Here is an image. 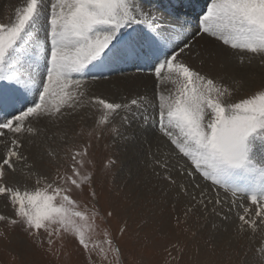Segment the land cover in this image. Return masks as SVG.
Instances as JSON below:
<instances>
[{"label": "rangeland", "instance_id": "374dc122", "mask_svg": "<svg viewBox=\"0 0 264 264\" xmlns=\"http://www.w3.org/2000/svg\"><path fill=\"white\" fill-rule=\"evenodd\" d=\"M17 1L12 7L9 3L1 6L0 23L14 22L18 10L26 5L23 0ZM153 2L155 1L152 0L151 3ZM42 3L47 15L49 0H42ZM138 3L142 8L146 4L145 0H138ZM183 4L182 1L179 3V9ZM210 4L211 0H206L203 5L208 8ZM198 19L196 17V21ZM43 22L45 20L42 16L34 29L31 43L35 44L43 39ZM129 28L121 29V34ZM139 32L141 36L144 35L142 31ZM194 37L197 36L194 34L192 39ZM189 39L192 40L188 38L187 41ZM183 44L179 46L182 47ZM37 48L31 49L33 57L38 54ZM190 50H194L193 47ZM194 52L197 53L195 50ZM248 59L246 62L256 66L259 72L250 78H238L240 71H228L231 83L220 86L228 90L224 96L228 103L239 102L264 91V55ZM133 63L126 70L88 69L83 75L73 74V79L81 80L79 89L84 91L75 108V113H81L79 119L72 120L66 107L62 106L55 119H46L24 132L19 140L21 166L13 163V168L10 169L2 164L11 145L6 137H17V134L14 136L5 130L6 135L0 137V167L5 172L0 185L6 181L7 186L22 193L46 190L51 194L56 187L70 189L66 194L75 201L73 210L81 211L87 216V220L73 217L75 227L65 229L55 223L48 225L47 229L37 231L20 221L7 194L0 195V215L8 217L7 221H0V264H264V218L256 216L257 205L251 203L248 195L238 193L234 196L230 190L225 191L213 184L201 171L195 170L191 159L184 157L174 144L172 149L178 158L175 170L185 168L184 174L193 177L192 182L201 184L202 181L201 185L228 198L234 204L229 210L222 208L220 214L193 211L195 205L201 204L200 200L185 197L174 188L166 191L168 187L165 182L173 185L171 176L157 175L158 171L154 174L148 168H137L140 162L138 157H134V152H137L135 145L140 141V136L135 126L151 130L158 140L166 141L165 139L170 138L165 135V127L159 117L160 95L153 92L155 108H152L155 110L151 108V115L149 110L146 111L144 100L141 103L144 109L137 108L135 114L130 115L132 112L129 108L115 111L104 109L98 100L118 103V99L104 95L96 85L97 81L108 80L118 74L136 75L131 73L139 72L131 67ZM88 68L96 67L89 65ZM25 71L31 72L36 80L41 76V80L44 64L39 67V71L28 68L26 64ZM151 73L154 76H141L157 81L159 86L162 76L157 77L155 71ZM0 83H4L0 98V121L11 120L20 115L21 110L26 111L27 107L33 106V101L38 102L34 93L24 94L15 87L8 86L6 82ZM121 92L119 90L115 94ZM144 114L146 115L143 116ZM34 119L26 120L23 127ZM166 123L165 120L163 124ZM154 139L155 136L152 137ZM74 170L79 172L78 176L74 175ZM72 179L77 180V185L71 184ZM55 203L58 206L62 203L59 196ZM241 215L246 220H254L255 227L244 224L239 219ZM12 220L18 222L12 224ZM76 228L84 233L87 249L79 242Z\"/></svg>", "mask_w": 264, "mask_h": 264}, {"label": "snow or ice", "instance_id": "6c2138e0", "mask_svg": "<svg viewBox=\"0 0 264 264\" xmlns=\"http://www.w3.org/2000/svg\"><path fill=\"white\" fill-rule=\"evenodd\" d=\"M49 5L45 15L42 0H27L14 22L0 23V82L38 97V102L33 101V106L21 110L20 115L0 121V137L6 135L5 130L14 136L19 134L29 118L59 113L74 97L70 89L81 84L73 74L83 75L89 65L98 68L113 57L138 55L135 41L121 46V29L145 22L152 26V17L138 0H49ZM42 16L44 37L33 44L34 29ZM200 26L204 33L233 49L264 54V0H211ZM159 38V34L153 37L156 41ZM37 47L39 53L33 59L31 49ZM164 55V62L155 67V75L160 77L167 69L168 73H176L178 84L175 95L160 97L159 117L165 134L173 137L172 143L191 159L195 170L234 196L248 195L257 205L256 216L264 218V91L228 103L224 99L226 88L177 62L178 53ZM40 59L44 72L37 82L31 72L25 71V65L39 71ZM3 87L0 83V98ZM98 103L109 111L127 107L103 99ZM131 104L136 105L137 100ZM20 147L19 140L13 138L2 164L13 168V158H22ZM74 175L79 172L74 170ZM4 177L0 167V180ZM71 184L77 185V180L72 179ZM69 191L56 187L51 194L46 190L22 193L7 186L6 181L0 185V195L7 194L20 221L37 231L55 223L65 229L75 227L73 217L87 220L83 212L73 210L75 201L66 194ZM58 196L62 200L59 206L55 203ZM239 219L255 227L254 220H246L244 215ZM7 220L0 215V221ZM76 231L87 249L84 233L79 228Z\"/></svg>", "mask_w": 264, "mask_h": 264}, {"label": "bare ground", "instance_id": "6f19581e", "mask_svg": "<svg viewBox=\"0 0 264 264\" xmlns=\"http://www.w3.org/2000/svg\"><path fill=\"white\" fill-rule=\"evenodd\" d=\"M16 1L17 0H0V11L2 8L1 6L3 4L9 3V5L12 7L16 3ZM151 1L152 0H145L146 4L145 6H143V11L149 13L150 16L152 17V26L150 27L147 22L140 24H132L130 25L131 26L130 28L128 26L129 29L126 30V32L122 34L121 32L119 33L121 46H123L126 43H131L132 41H135L136 52L138 53L140 51L141 52L140 56L139 54L131 55L128 56V58L126 59L114 57L106 61V63H104L102 66L98 68H88V69L102 70L103 68H105V71H107L109 68H115L117 70L122 68L123 70H126L128 67H130V63L133 62L131 58L134 57L141 58V56L144 57L142 61L146 59L145 66L148 67V63L153 62L154 59L153 54L149 50L150 44L154 42L160 47L163 53L165 52L171 54L178 53L177 62L184 63L193 70L200 72L201 75L213 79L214 83L218 87L222 85H228L229 83H231V81L228 79V71H230L231 69H237V71H240V73L238 74V78L240 77L250 78L251 76L259 72V69L256 68V66L250 65L248 64L249 62L246 61L249 60L248 58H250L251 56L256 57L264 54H255L246 50L233 49L231 48L230 45H224L223 41L219 39L215 40V38L212 39L208 36L209 34L207 33L203 34L204 32L201 31L200 21L203 19L204 13H202L201 16H199L200 12L197 11V8L200 7L199 6L200 2L203 0H161V1L154 0L155 2L153 3H151ZM181 1H185V6L184 8L182 7L181 9H179V3H181ZM23 2L27 3V0H23ZM203 9L204 12H206L207 8L205 7ZM197 16L199 18L198 23L196 21ZM194 24H197V26ZM139 30L142 31L144 37L141 36ZM158 34L160 35V38L158 41H156L153 39V37L157 36ZM194 34L197 37H194V39H192ZM188 38H191L192 40L189 39V41H187ZM186 42H188L187 43L188 47L185 48L184 45ZM181 43L182 44L184 43L182 46L184 48L183 52H180V48L182 47H180L179 45ZM192 47L195 51H197V53H195L194 50H190ZM36 52L39 53V48L36 49ZM37 55H34V57L36 58ZM163 56L165 55L163 54L162 57ZM34 57L33 59H35ZM234 61L238 63H235ZM43 64H44L43 60L40 59L39 67L42 66ZM164 71L162 72L161 75L162 77L160 76L161 78H160L159 86L157 85V81L141 76V75L143 76L149 75L151 77L150 74L153 73L151 72L139 73L141 71L131 72L136 75L132 74L125 76V74L127 73L118 74L115 77L110 78L108 80L97 81L96 85H98L99 89L102 92H104L103 93L104 95L110 98L115 97L114 99H118L117 101L118 103L122 105L124 104L127 105V107L125 108L130 109V111L132 112L130 113V115H134L137 108L139 109L142 107L141 103L143 102V100H144L143 104L147 106L146 111L149 110L150 112L152 106L155 105V103H153L154 100L153 95H155L157 92L159 93L160 97L162 95L165 97L170 95H175L176 89L178 87V84L176 83V73H168L167 69H165ZM40 77L41 76L37 77V81H40ZM79 87L78 88L74 87L70 89L73 92L74 97L72 100L68 101V103L64 105L67 109L66 112L69 114V117L72 118V120H76L77 118L79 119L81 115V113L78 112L75 113V108L79 101V96L84 92L83 89H79ZM119 90L122 91L121 94H115ZM153 92L155 94H153ZM133 99L137 100L136 105H132L130 103ZM142 108L144 109V107ZM56 115L57 113L53 112V115L50 116L45 115L40 119H34L33 121L29 122L28 125H25V128L23 127L22 131L19 134H17V137H13V138H17L18 140H21V136L24 132L32 129L34 126H38L41 122H45L46 119L47 120L55 119ZM145 115L146 114H144L143 116ZM149 115H151V112L149 113ZM134 120L136 121V119ZM135 127L137 134L140 136L139 139L140 141H138L137 144L135 145V148L137 147V152L135 150L134 152L135 156L133 155L136 158L138 157V161L140 162L137 168L142 170H146L148 168L149 171H154L155 172L154 174H156V172L158 171L157 175L160 174L161 176L164 175L171 176L172 177L171 182L173 185H171L170 182H165L168 187V189L166 187L167 192L169 189L174 188L176 189L177 193H182V195H184L185 197L200 200L201 204H197L195 206L193 205L194 206L192 209L193 211L200 210L205 212H212L213 214L214 213L220 214L222 208H224L225 211H227V209L229 210V208H231V206L234 205L231 203V201L228 198H225L222 195L217 194L216 192L212 191L211 188L201 185L202 181H200L201 184H196L192 182L193 177L191 178L187 173L184 174V172H186L185 168L177 169V171L175 170L176 166L178 165V160H177L178 158L177 156H175L174 150L172 149L173 143L171 142V140L173 139V137L172 138L170 137L171 140L170 138H168V140L165 139L167 142L164 140L163 142L162 140H158L156 135L153 134L151 130L148 129L142 130L138 125ZM172 131L175 130L172 129ZM153 136H155L154 140H152ZM13 138L6 137V141L8 140V142L11 143ZM9 145L10 144H8V146ZM15 160L13 158V163H15V165L16 164L18 166L22 165V159L16 161ZM147 160H149V163H146ZM193 180L195 182L197 181L195 180V178ZM225 196L230 197L229 195H225ZM175 198H179V197H175ZM255 231L256 230H254V232ZM254 234L256 235V233Z\"/></svg>", "mask_w": 264, "mask_h": 264}]
</instances>
